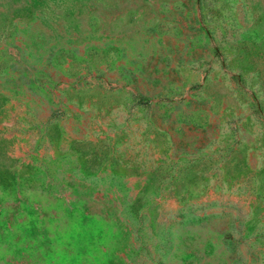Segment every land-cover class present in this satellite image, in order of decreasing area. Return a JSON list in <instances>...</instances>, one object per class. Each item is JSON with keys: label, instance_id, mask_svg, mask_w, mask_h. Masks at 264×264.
Returning <instances> with one entry per match:
<instances>
[{"label": "rangeland", "instance_id": "obj_1", "mask_svg": "<svg viewBox=\"0 0 264 264\" xmlns=\"http://www.w3.org/2000/svg\"><path fill=\"white\" fill-rule=\"evenodd\" d=\"M0 264H264V0H0Z\"/></svg>", "mask_w": 264, "mask_h": 264}, {"label": "trees", "instance_id": "obj_2", "mask_svg": "<svg viewBox=\"0 0 264 264\" xmlns=\"http://www.w3.org/2000/svg\"><path fill=\"white\" fill-rule=\"evenodd\" d=\"M140 102H144V101H142V99H140Z\"/></svg>", "mask_w": 264, "mask_h": 264}]
</instances>
